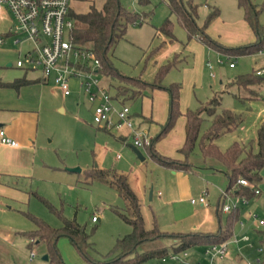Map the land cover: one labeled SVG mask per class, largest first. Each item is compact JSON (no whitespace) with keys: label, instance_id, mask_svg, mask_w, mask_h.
Wrapping results in <instances>:
<instances>
[{"label":"rangeland","instance_id":"1","mask_svg":"<svg viewBox=\"0 0 264 264\" xmlns=\"http://www.w3.org/2000/svg\"><path fill=\"white\" fill-rule=\"evenodd\" d=\"M103 1L94 0V3L100 7ZM122 1L137 12L150 10V13L142 23L128 25L124 38L117 41L112 53L114 66L124 74H140L143 79L151 81L160 65L177 56V62L168 70L162 82H178L181 92L187 88L189 108L194 109L216 95L219 97L220 107L232 108L243 116L241 124L234 131L215 139L219 148L225 149L234 141H254L258 129L264 127V97H239V88L229 87L227 83L236 75L251 72L254 64H260L262 52L228 56L209 48L194 37L189 38L175 14L170 13L168 0H148L147 3L139 0ZM251 1L260 6L264 2ZM192 2L198 5L199 23L214 7L219 9L218 17L207 28L211 35L224 44L234 46L245 40L248 42V38L244 37L249 32L255 38L236 0ZM71 6L75 12H85L88 1L73 0ZM166 17L172 21L175 35L172 41L163 34H155ZM258 18L264 23L263 5ZM28 45L26 41L13 44L10 39L0 46V82L14 81L24 75L32 78L40 74L39 71H25L15 65H6L14 62L20 55L17 49L24 50ZM230 61L234 63L232 67L229 66ZM28 88L30 91L25 93ZM22 90V96L27 98L28 103H38L39 139L43 145L40 149L41 155L45 153V159L51 167L34 182L29 198L18 202L12 200L0 206V264H48L42 258L48 252L46 243L42 240H31L27 236V232L35 228L31 215L53 227H59L63 217L74 218L89 234V254L92 258L102 259L112 253L117 239L129 233L131 225L119 214V211H125V203L116 190L103 181H89L86 177L85 171L93 167L114 168L126 173L129 185L138 197L139 210L146 229L154 226L169 232H210L209 230L217 229L219 223L215 210L228 181L221 161L203 157L197 146L187 157L190 169H171L160 165L145 149H142L145 159L140 160L129 146L131 140L121 141L92 122L89 104L73 80L69 95H64L51 80L37 86L24 87ZM152 91L145 90L146 94L126 101L133 115L149 112L150 109L154 115L160 116L162 112L165 115L161 97L156 95L152 100L149 98ZM159 91L169 100L167 91ZM4 94L16 98L17 87H0V98ZM181 116L176 119L174 126ZM133 121L139 122L138 116L133 117ZM162 123L155 122V125L160 128ZM154 128L155 126L151 127V131ZM149 134L152 138L155 135L150 132ZM178 155L171 157H182ZM72 167L80 169H68ZM257 186L260 193L248 199L247 203L233 194L232 190L222 201V205L233 206L235 202L238 204L239 218L233 232L236 236L247 235L249 240L240 241L237 245L231 243L227 253L222 258H216L213 264H246L262 257L264 244L261 243L262 237L257 231L264 229V224H258L259 218L264 220V171ZM205 189L206 194L203 191ZM201 194L206 198V205L190 202L191 198L197 199ZM226 213H222V222ZM92 216H95L94 221ZM240 221L245 225L243 229ZM164 242L168 244L165 255L149 257L139 264H210L209 257L204 253V244H196L175 252L169 239ZM57 247L66 264H88L66 236L57 240ZM184 251L186 256L182 255ZM31 252L33 256H30Z\"/></svg>","mask_w":264,"mask_h":264},{"label":"trees","instance_id":"2","mask_svg":"<svg viewBox=\"0 0 264 264\" xmlns=\"http://www.w3.org/2000/svg\"><path fill=\"white\" fill-rule=\"evenodd\" d=\"M147 3L148 0H139ZM243 10V18L251 27L255 38L252 41L238 45H226L213 38L207 32V27L219 14V9L214 7L198 22V5L192 0H168L167 5L170 13L175 14L180 24L186 30L189 38L194 37L209 48L229 55L251 54L264 51V23L259 21L258 15L262 5L251 0H236ZM150 10L137 12L126 6L122 0H104L100 7L93 1L90 2L85 12H73L74 25L71 28V40L78 46L92 50L102 64V72L108 82L111 95L120 103H126L142 96L145 90L164 89L167 91L169 100L167 118L160 125L159 130L151 139V144L145 148L147 154L160 165L173 169H190L191 165L187 157L195 146L198 147L203 157L215 158L224 166L227 176L226 191L241 198L250 199L256 193L255 187L262 180L261 170L264 168V127L258 129L256 138L252 142L239 143L234 141L225 149H220L215 139L224 133L234 131L242 122L240 112L227 107H220L219 97L214 95L205 103H200L194 109L187 108L182 112L179 107L180 87L178 82L163 83V78L168 70L177 62V56L160 65L151 81H147L138 75H128L120 72L113 64L112 53L118 40L124 38L126 29L130 24H140ZM160 33L169 41L175 39L172 31V21L166 17L158 27L155 34ZM258 70V69H257ZM253 69L251 72L236 75L227 86L239 88L237 95L247 99H256L263 96L264 74H259ZM28 83L25 77L15 79L12 82H0L1 85L18 87ZM146 94V93H145ZM185 116V137L182 146L178 149L182 157H171L159 153L155 148V142L161 139L175 124L176 119ZM206 124H203L205 123ZM88 180L103 181L125 203V211L119 214L131 225V231L119 237L114 245L112 253L102 259H94L89 254L91 242L85 227L74 218H62L59 227H53L42 219L31 215L35 228L27 232L31 240H42L47 246L48 264H66L62 259L57 247V240L66 236L77 252L88 264H139L149 257H161L167 253L166 239H169L173 251L185 250L196 244L211 245L227 241L233 234L234 225L239 218V208H232L226 213L222 222V201L216 207L218 227L215 231L203 232L190 231H164L157 227L146 229L143 225L139 210V201L133 189L130 187L126 173L114 168L93 167L85 171ZM239 178H244L247 184L238 183ZM264 244V229L257 231ZM31 243V242H30ZM264 264V253L260 262Z\"/></svg>","mask_w":264,"mask_h":264},{"label":"built area","instance_id":"3","mask_svg":"<svg viewBox=\"0 0 264 264\" xmlns=\"http://www.w3.org/2000/svg\"><path fill=\"white\" fill-rule=\"evenodd\" d=\"M71 1L0 0V46L10 39L13 44L24 41L29 43L26 49H17L20 55L14 62H9V65H15L25 71H39V77L43 82L51 80L64 95L70 94V84L73 80L90 105L91 120L94 124L106 130L126 126L129 128L131 144L139 149H145L151 144L152 137L133 125L129 106L120 103L111 95L99 58L92 50L78 46L71 40L70 31L74 25ZM233 65L234 63L230 61L229 66ZM257 72L264 74V67L259 68ZM0 141L11 145L17 144L14 139L4 135L1 129ZM237 181L247 184L244 178ZM254 192L258 194L259 188L255 187ZM228 194L226 190L221 192V199L224 200ZM190 201L207 204L203 194L197 199L191 198ZM242 201L247 203L248 199L242 197ZM238 207L235 202L233 206L223 205L222 209L228 212ZM92 220H95V216H92ZM258 224H264V220L259 218ZM241 240H249V237L241 235L232 238L235 243ZM227 250L228 242L225 241L207 245L204 253L209 257L210 264H213L214 260L222 258ZM30 255L33 256V252ZM182 255L186 256V252L184 251ZM258 262L260 257L246 264Z\"/></svg>","mask_w":264,"mask_h":264},{"label":"crops","instance_id":"4","mask_svg":"<svg viewBox=\"0 0 264 264\" xmlns=\"http://www.w3.org/2000/svg\"><path fill=\"white\" fill-rule=\"evenodd\" d=\"M87 1H88V6L91 1L94 2V0H87ZM72 11L75 12L73 8H72ZM218 15L216 16V18L218 17ZM208 28H207V32L208 34H210L208 31ZM211 36L214 37L213 35ZM244 38L245 39L248 38L247 39L248 41H252L254 39L253 36L250 34V32L249 34L246 33ZM244 42H247V41L245 40L241 43H244ZM261 52L263 56L261 58L260 64H257V63L254 64L253 69L255 70L264 67V51H261ZM9 64L10 63L8 62L6 65L10 66ZM23 77H25L28 80V83L22 84L17 87L18 94L16 98L10 95L7 96V94H4L0 98V129L4 131V135L9 137L10 139H14L17 142L16 145H11V144L3 143L0 141V206L7 204L9 201H12V200L18 202L26 198H29V194L32 190V185H34V182L39 179L42 173H44L46 170H48L49 167H51L50 163H48V161H46L45 159V153L41 155L42 150L40 149L43 145H41V142L39 139L40 114H39V107L37 105L38 103L36 105L28 103L27 98L25 96H22V92H24V90L22 89L24 87L37 86L38 84L47 83L48 81L43 82L40 79L39 75L38 76L35 75V77H32V78L31 77L28 78L25 75ZM8 82H12V81H8ZM0 87L9 88V87H14V86L0 84ZM31 89L33 90V88ZM27 91L29 92L30 89L28 88L27 90H25V93ZM156 95H159L161 97L160 99L162 102L161 106L163 105V107H165V115H164V112H162L160 116L154 115L151 109L149 112H146V113L141 112V113H138V115L132 114L133 125L137 126L140 130L145 131L148 134L149 132L151 134H155L159 128L158 126L155 125V122L162 123V121L166 120L165 118L167 117L166 107H168L167 106L168 98L163 92L159 91V89L153 90L149 98L152 100L153 96H156ZM38 96L40 97V93H38ZM263 97H264V92H263ZM188 98H189L188 89L185 88L184 92L183 90L181 92V89H180L179 105H180V110L182 112H185L186 109L189 108L188 103L190 100ZM89 111L91 113L90 105H89ZM135 116H138L139 122L133 121V117ZM185 121H186L185 116L182 115L177 120L174 128H172L165 136H163L161 139H159L156 142L155 147L158 152L161 151L160 153L164 155L172 154L170 156H175L178 154L181 155V153L178 152V149L182 146L183 141H184ZM154 126H155L154 130L151 131V127L153 128ZM98 128L106 132H109V133L111 132L112 135H114L115 137H117V139L121 141L131 140L130 136H128L129 128L126 126H122L114 130H106L101 127H98ZM140 151L142 152V149H140ZM263 171H264V168L261 170V174L263 173ZM203 191L205 192L204 194H206L207 190L205 189ZM195 203H197V201L192 204H195ZM200 204L205 205L202 203ZM240 224H241V229H243L245 227L244 223L240 221ZM233 235L236 236L234 232L232 236ZM232 236L226 241L228 242V246H230L231 243H234L237 245L240 242V241L238 243L233 242ZM237 237H240V236H237ZM1 264H5V263H1Z\"/></svg>","mask_w":264,"mask_h":264},{"label":"water","instance_id":"5","mask_svg":"<svg viewBox=\"0 0 264 264\" xmlns=\"http://www.w3.org/2000/svg\"><path fill=\"white\" fill-rule=\"evenodd\" d=\"M129 145L131 146V148L133 149V151L135 152V154L138 156V158H140V160H143L144 159V155L142 154V152L140 151V149L137 148V147H135L131 143ZM68 169H70V170H79L80 168L79 167H72V168H68ZM151 194H152V190L150 191V197H151ZM42 258L44 260H47L48 259L47 254H44Z\"/></svg>","mask_w":264,"mask_h":264}]
</instances>
